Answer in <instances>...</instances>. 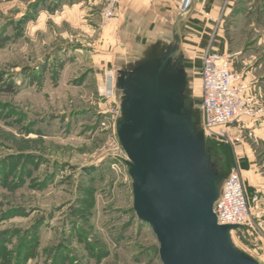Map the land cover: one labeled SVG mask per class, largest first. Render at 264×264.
I'll return each mask as SVG.
<instances>
[{
  "label": "rangeland",
  "instance_id": "374dc122",
  "mask_svg": "<svg viewBox=\"0 0 264 264\" xmlns=\"http://www.w3.org/2000/svg\"><path fill=\"white\" fill-rule=\"evenodd\" d=\"M106 4L0 0V264H162L133 210L134 180L118 141L121 94L115 66L100 54L115 17L104 21ZM194 76L187 73L184 100L196 109ZM191 121L212 152L207 165L220 190L231 169L240 172L228 137ZM245 196L251 217L230 231V243L264 264V201Z\"/></svg>",
  "mask_w": 264,
  "mask_h": 264
},
{
  "label": "water",
  "instance_id": "95a60500",
  "mask_svg": "<svg viewBox=\"0 0 264 264\" xmlns=\"http://www.w3.org/2000/svg\"><path fill=\"white\" fill-rule=\"evenodd\" d=\"M184 84L165 89L159 72L142 70L117 79L123 96L116 128L134 180L133 210L154 234L162 264H259L230 243V231L242 226L216 221L219 176L207 165L203 132L190 130Z\"/></svg>",
  "mask_w": 264,
  "mask_h": 264
},
{
  "label": "crops",
  "instance_id": "0c3cea01",
  "mask_svg": "<svg viewBox=\"0 0 264 264\" xmlns=\"http://www.w3.org/2000/svg\"><path fill=\"white\" fill-rule=\"evenodd\" d=\"M250 30L258 36L249 35ZM105 34L100 54L105 65L115 66L116 83L137 70L150 76L159 72L165 89L185 81V99L191 73L197 75L193 83L199 80L202 97L201 55L209 49L228 57L264 109V0H194L188 14L179 10V0H120ZM116 83L121 104L123 93ZM200 103L195 109L185 101L196 121L202 120ZM224 131L245 192L264 201V110L254 118L231 121Z\"/></svg>",
  "mask_w": 264,
  "mask_h": 264
},
{
  "label": "built area",
  "instance_id": "2783aa9c",
  "mask_svg": "<svg viewBox=\"0 0 264 264\" xmlns=\"http://www.w3.org/2000/svg\"><path fill=\"white\" fill-rule=\"evenodd\" d=\"M119 0H107L103 9L104 21L116 15ZM194 0H179V10L188 14ZM212 20V17H207ZM202 126L206 134H218L231 121L240 117L254 118L261 114L256 98L247 91L243 77L234 72L225 54L206 49L201 55ZM113 88L112 73L108 79ZM213 213L221 225L244 226L251 212L240 172L233 168L223 180L220 195L213 203Z\"/></svg>",
  "mask_w": 264,
  "mask_h": 264
},
{
  "label": "trees",
  "instance_id": "16d2710c",
  "mask_svg": "<svg viewBox=\"0 0 264 264\" xmlns=\"http://www.w3.org/2000/svg\"><path fill=\"white\" fill-rule=\"evenodd\" d=\"M199 116V114H197V117ZM210 154H212V152L210 151Z\"/></svg>",
  "mask_w": 264,
  "mask_h": 264
}]
</instances>
